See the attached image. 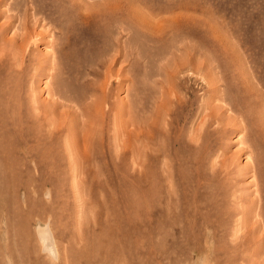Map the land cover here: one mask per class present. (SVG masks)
<instances>
[{"label": "rangeland", "instance_id": "1", "mask_svg": "<svg viewBox=\"0 0 264 264\" xmlns=\"http://www.w3.org/2000/svg\"><path fill=\"white\" fill-rule=\"evenodd\" d=\"M50 37L63 100L113 82L74 137L33 100ZM164 94L186 101L167 139ZM0 264H264V0H0Z\"/></svg>", "mask_w": 264, "mask_h": 264}, {"label": "bare ground", "instance_id": "2", "mask_svg": "<svg viewBox=\"0 0 264 264\" xmlns=\"http://www.w3.org/2000/svg\"><path fill=\"white\" fill-rule=\"evenodd\" d=\"M39 26H40V24H39ZM45 32H44V30H41V29L38 32L37 29H35L34 30V38H35V40H33L32 42L37 41V37L38 36L41 37V35H44ZM16 44H17V40H16L15 37H12V38L7 39V40L4 39L3 40V48H2V51L6 50V48H7L8 45L10 46L11 50H14L15 47H16ZM47 44H48V47L49 48L48 49L46 47L42 48V51L46 49L45 50L46 52L44 51L45 53H42V55H44L45 58H46V60H47L46 61V66H50L49 67L50 68V71H49L50 74L47 75L48 78L46 80L44 79L45 81L43 82L44 85L42 87V91L36 92V90H37L36 84L32 86L33 87V90H34L33 100H34V102L36 104L35 106L42 111L43 116L48 117L49 111L54 109L53 115H51V118L52 119H62L63 121H67L68 120L67 126L65 124H62V125H64V127H67L68 128V131L70 132L69 134L74 137V133H71V132H73L75 130L74 119H75V121H76V119H82L86 115L87 110H91V108L92 109H95V112H96V115H97V116H95V119H106L108 117V114H107V110L106 109H109L110 112L113 111L114 105H113V102H111L110 95H109L111 93L110 86L113 84V82H111V80L108 79V82L106 84L101 85V89H102V92H103V96H102L103 98L102 97L101 98H95L94 97L92 103L89 102L86 105L85 104L82 105V104L78 103L77 101H73V100H70L69 101V100H65V99L63 100V98L61 96L57 95V93L55 92V87L53 86V83H52L53 79L56 77V74H53L52 71L53 70L54 71L57 70L58 64H57V52H56L55 47L53 46L52 38L51 37L47 40ZM185 65L188 66L189 70H193V69L195 70V68L191 67V62L185 60L180 65L177 66V69H176V77L180 73H183V70L184 69L186 70L187 66H185ZM197 70H199V68H197ZM197 73H198V71H197ZM111 79H112V77H111ZM170 85H172V84H170ZM166 94L157 96L156 101L151 106V137H152V133L155 130V128H157V129L161 128V133L164 136V138H166V137L169 136L170 132L172 131V128L176 124H179L180 123V119L181 118L179 116V109H181V108H183L185 106V102L186 101H184L180 97H177L176 95H174L173 97L172 96L169 97ZM43 95H44V97H43ZM170 103H173V106H171ZM89 104H91V106ZM116 104H117V106H116L117 107V111L115 112V119L122 118V116H123V114L125 112H130L131 114L133 113V109H131V103H130L129 100L121 99L119 101V103H116ZM208 107H209V105H208ZM208 107H205V108L207 109ZM166 108H167V110H166ZM38 109H37V111H38ZM209 110H210V116L209 115L206 116V117H203L202 116L203 117L202 119H219V117H217V115L219 113V109H217L218 110L217 111L216 109L209 108ZM220 110H221V108H220ZM167 114H168V118H167ZM221 116H222V114H221ZM115 131H116V129H115ZM120 132L121 131H119V133ZM191 133L192 134L195 133V136H191L192 139L199 136V131H197V130L195 132L194 131L193 132L191 131ZM117 134H118V131H117ZM66 140H67V138H66ZM78 141H80L78 138L72 139L70 137V140H69V143L68 144L71 145L72 148L78 149L76 147L77 146L76 144L80 145L78 143ZM116 141H118V140H116ZM83 144H86V141H84ZM84 146L86 147V145H84ZM70 153H73V152L70 151ZM81 155H84V154H81ZM238 157H239V154L237 152H236L235 155L233 154L234 161H236ZM81 158H82V156H81ZM74 160L75 159H73V161ZM250 161H251V157H250V155H247L246 162L244 163L245 165L243 167L244 169H248L250 167ZM218 163L219 162H214V165L213 166L214 167L217 166ZM254 178H256V176L255 177L253 176V178L251 179L250 182H256L255 181L256 179L254 180ZM43 230H45V229H43ZM44 235H45V237L47 239V244H49V246H50V243L51 242L49 243L50 240H49L48 233H44Z\"/></svg>", "mask_w": 264, "mask_h": 264}]
</instances>
